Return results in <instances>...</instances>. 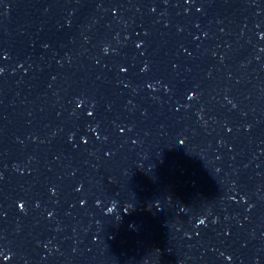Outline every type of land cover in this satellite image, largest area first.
Instances as JSON below:
<instances>
[{"label": "clouds", "instance_id": "9594fccd", "mask_svg": "<svg viewBox=\"0 0 264 264\" xmlns=\"http://www.w3.org/2000/svg\"><path fill=\"white\" fill-rule=\"evenodd\" d=\"M203 222V221H202Z\"/></svg>", "mask_w": 264, "mask_h": 264}]
</instances>
